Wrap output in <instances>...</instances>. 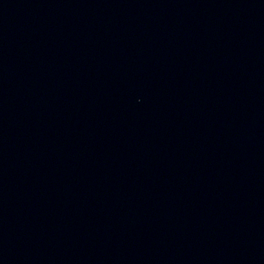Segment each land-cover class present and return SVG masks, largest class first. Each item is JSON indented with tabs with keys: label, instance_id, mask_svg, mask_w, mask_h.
<instances>
[{
	"label": "water",
	"instance_id": "water-1",
	"mask_svg": "<svg viewBox=\"0 0 264 264\" xmlns=\"http://www.w3.org/2000/svg\"><path fill=\"white\" fill-rule=\"evenodd\" d=\"M0 264H264V0H0Z\"/></svg>",
	"mask_w": 264,
	"mask_h": 264
}]
</instances>
